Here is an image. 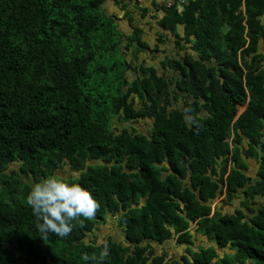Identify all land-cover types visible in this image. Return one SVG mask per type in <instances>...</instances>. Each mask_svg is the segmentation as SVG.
Listing matches in <instances>:
<instances>
[{
	"label": "trees",
	"instance_id": "1",
	"mask_svg": "<svg viewBox=\"0 0 264 264\" xmlns=\"http://www.w3.org/2000/svg\"><path fill=\"white\" fill-rule=\"evenodd\" d=\"M106 1L0 0V264H264V0H153L152 47ZM63 165L100 208L44 240L26 198ZM109 215L123 239L87 240Z\"/></svg>",
	"mask_w": 264,
	"mask_h": 264
},
{
	"label": "clouds",
	"instance_id": "2",
	"mask_svg": "<svg viewBox=\"0 0 264 264\" xmlns=\"http://www.w3.org/2000/svg\"><path fill=\"white\" fill-rule=\"evenodd\" d=\"M257 19L264 23V17ZM26 203L38 221L37 228L44 240L48 239L49 233L61 238L69 236L76 226L74 222L82 226L84 221L94 220L100 208L92 192L80 183L79 175L52 174L39 182H33ZM107 255L105 245L99 257L83 254L81 259L102 264Z\"/></svg>",
	"mask_w": 264,
	"mask_h": 264
},
{
	"label": "rangeland",
	"instance_id": "3",
	"mask_svg": "<svg viewBox=\"0 0 264 264\" xmlns=\"http://www.w3.org/2000/svg\"><path fill=\"white\" fill-rule=\"evenodd\" d=\"M111 0H109L108 2L105 3V10L108 12V9H109V4H110ZM131 2V0H130ZM113 3V2H112ZM145 17V16H144ZM152 17L149 16V19L148 21H151ZM137 21V20H136ZM156 37V36H155ZM150 39V38H149ZM128 54H124L125 57H127V59L131 58V53H129V51L127 52ZM153 54L152 53H149V52H146L145 54H142V58L143 59H146V61H148L149 64L151 65H155L157 66V68H159L162 72H165L162 68H161V65H160V62H159V59L154 56H152ZM157 58V59H156ZM167 75L170 74V71L167 70L165 72ZM127 76L129 78H132L134 77V74L133 72H130L128 71L127 72ZM117 117L113 118V123L115 124H118V126L121 128L123 127V124L116 121ZM246 161L248 163V169L246 170L247 174L248 175H251L252 178H255V174L256 172H254V167H253V164H256L257 165V162L255 161V159H252V158H246ZM17 164L14 163L12 164V167L16 166ZM251 167V170L250 168ZM56 174H59V175H63V176H75L76 173L75 172H72L69 168H68V165H63L61 166V168H58L57 171H56ZM257 200H258V203L257 204H253L254 207H258L262 204H264V198H258L257 197ZM240 202H241V198H237L235 199L234 201L232 202H225L223 203L220 198H216L214 201H213V205L215 207H217L219 210H221L222 212H225L226 210H230V211H234L235 208H237L238 206H240ZM192 230L193 232L195 233V230H194V227H192ZM107 236H111L112 238H114L115 240H122L123 239V231L121 230V227L117 224V222L115 221V218L114 216L112 215H109V217L105 220L104 223L102 224H99L96 229L94 230V237L91 236V234L87 235L86 239L87 240H90L92 238H95L96 237V242L99 243L101 241L104 240V238H106ZM197 237H199L198 235H196L195 237V242L197 240ZM204 239V238H203ZM174 241V240H172ZM200 243H208V241L204 240V242L202 241H197V244L193 246V248L195 250H197V248L201 245ZM212 244V243H211ZM203 247H205V245H203ZM161 249V245L157 246V250H160ZM180 249L181 253L177 254L178 253V250ZM186 247L185 246H182V245H175L174 243H172L170 246H167V250L171 251L170 254L167 253V256L166 258H169L170 255L172 256V254L175 256V254L177 255V258L180 256V255H183V254H187L186 252ZM219 252V255L222 256L223 251H225V254H229L231 251H229L228 249H225V250H222V249H218L217 250ZM186 258L190 259L189 256H186Z\"/></svg>",
	"mask_w": 264,
	"mask_h": 264
},
{
	"label": "crops",
	"instance_id": "4",
	"mask_svg": "<svg viewBox=\"0 0 264 264\" xmlns=\"http://www.w3.org/2000/svg\"><path fill=\"white\" fill-rule=\"evenodd\" d=\"M109 0H107L106 2H108ZM129 3V9L132 11V13L134 14V19L135 21L138 23L140 28L144 29L145 35L143 37V40H145L151 47L156 43L155 40V36L157 33H162L163 30L161 29V27H159L157 25V22L155 20V18L153 17V14H155L156 12L152 9V1L153 0H126ZM155 1V0H154ZM113 2V3H112ZM147 7L149 6L150 9L147 13L142 14V11L140 10V7ZM120 5H122V2H120V4L117 2V0H111L110 4H109V9L108 12L112 15H114L116 17V21L118 23V27L120 26V28L122 29V31L124 33L129 34L132 31L131 26L129 25L128 19L127 17H125V11L121 9ZM181 7V6H180ZM161 15V11L158 12ZM145 16V17H144ZM149 16L152 17L151 21H148ZM134 21V22H135ZM179 30L182 31L183 28L182 26L179 27ZM165 37L171 39L169 33L165 32ZM150 38V39H149ZM172 40V39H171ZM165 49V45L164 46H160V51L157 53H154L155 56H157V58H163L164 54L166 53L164 51ZM166 51H170V52H174V45H173V41H171L168 44V47L166 48ZM253 169L254 172L257 171V165L253 164ZM251 170V167H249ZM251 177V175H248ZM172 243H174L173 241L169 242L166 244V248L167 246H170ZM170 250L168 251V254H170ZM181 253L180 249L178 250L179 254ZM175 256L177 257V255L175 254Z\"/></svg>",
	"mask_w": 264,
	"mask_h": 264
},
{
	"label": "built area",
	"instance_id": "5",
	"mask_svg": "<svg viewBox=\"0 0 264 264\" xmlns=\"http://www.w3.org/2000/svg\"><path fill=\"white\" fill-rule=\"evenodd\" d=\"M163 1H165L167 4H171L174 0H163Z\"/></svg>",
	"mask_w": 264,
	"mask_h": 264
},
{
	"label": "flooded vegetation",
	"instance_id": "6",
	"mask_svg": "<svg viewBox=\"0 0 264 264\" xmlns=\"http://www.w3.org/2000/svg\"><path fill=\"white\" fill-rule=\"evenodd\" d=\"M31 183H33L32 181H31ZM32 185V184H31Z\"/></svg>",
	"mask_w": 264,
	"mask_h": 264
}]
</instances>
